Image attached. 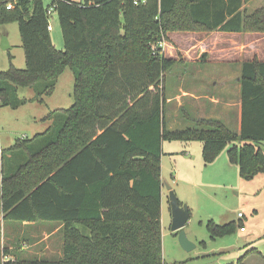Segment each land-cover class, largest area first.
<instances>
[{"label": "trees", "instance_id": "1", "mask_svg": "<svg viewBox=\"0 0 264 264\" xmlns=\"http://www.w3.org/2000/svg\"><path fill=\"white\" fill-rule=\"evenodd\" d=\"M246 1L0 0V25L18 24L24 51L23 68L9 55L0 70V107L43 103L66 66L74 78L73 103L48 112L45 131L2 150L0 264H166L164 140L200 141L206 163L227 147L244 179L264 171V60L242 63L238 130L215 118L167 129L164 72L179 61L155 45L173 31L264 33V6L246 12ZM51 10L63 49L50 36ZM22 88L35 96L20 97ZM8 220L61 223L60 257L4 259L10 250L1 244V222ZM207 229L214 238L236 227L208 221Z\"/></svg>", "mask_w": 264, "mask_h": 264}, {"label": "rangeland", "instance_id": "2", "mask_svg": "<svg viewBox=\"0 0 264 264\" xmlns=\"http://www.w3.org/2000/svg\"><path fill=\"white\" fill-rule=\"evenodd\" d=\"M50 2L51 0H44L45 4ZM263 5L264 0H251L249 6L244 10L251 12ZM50 12L49 24L52 26L50 35L53 44L56 48L63 49L58 15L53 10ZM5 33L10 48L4 49L0 45V70L8 69L9 55L12 56L13 65L23 68L24 51L21 46L18 24L12 21L0 25V42ZM174 33H179V31L168 32V39H163L164 42L161 45H159V41L155 44L160 46L163 54L169 56L172 52L179 61L173 68L164 72L166 96L171 87L175 86V77L180 74L179 69L182 70L183 66L181 64L183 61H180L182 60L181 55H178L175 50H172L174 47L170 46L174 41L172 37ZM246 33L259 32L246 31ZM255 37V35L249 34L247 38L251 42ZM179 43L176 45L181 47L183 39L181 44ZM206 65L207 70L212 74L216 64L209 62ZM73 82V72L66 66L59 75L52 93L43 96V103L33 101L18 108V110H12L8 107L0 109V150L8 145L14 136H31L32 133L41 130L44 123L39 118L42 115L58 108L69 107L73 103ZM212 88L213 86L209 84L205 91H210ZM18 95L30 98L35 96V91L31 88H22L18 91ZM187 110L191 115L190 118L182 116L183 122L179 126H174L176 127L174 129L196 125L195 119L200 117V114H196L188 108ZM236 112L237 107L232 106L228 113L229 122L225 121L224 116H222L221 121L234 129L238 120L236 117L234 119ZM260 144V148L264 152V142ZM226 149L227 147L219 151L212 162L206 163L202 157V143L200 141H162L163 154L161 156L160 176L164 190L167 192L165 184L170 185L179 201L187 204L190 217L184 230L188 239L195 244L192 249L187 251L181 247L177 236L173 235L170 230V207L168 199L166 200L164 196L161 202V229L162 256L166 264H264V171L257 172L252 179H244L239 174L238 165L229 160ZM238 212L243 214L240 220L237 216ZM231 220L234 221L236 227L233 232L220 237L212 238L210 236L207 229L208 221L223 224ZM240 225L244 227L243 230L239 228ZM58 235L59 240L54 235L52 239L47 240L52 255L44 253L45 249L42 248L39 255L33 256L60 257L62 235L61 233ZM252 248L255 251L248 253V251L251 252ZM7 250L9 251L8 248Z\"/></svg>", "mask_w": 264, "mask_h": 264}, {"label": "crops", "instance_id": "3", "mask_svg": "<svg viewBox=\"0 0 264 264\" xmlns=\"http://www.w3.org/2000/svg\"><path fill=\"white\" fill-rule=\"evenodd\" d=\"M250 1L244 2L242 9L246 10ZM51 29L52 26L49 24V30L51 31ZM249 34L256 36L251 42L247 38ZM5 35L7 36L6 33ZM172 37L176 43L172 41L173 43L170 46H173L174 48L172 50H175L178 55H181V62L183 61L181 64L183 66L181 68L182 70L179 69L181 71L180 74L175 77V86L171 87L169 94L166 96L164 115L166 128L174 129L176 128L174 126H179L183 122L181 119L182 116L190 118L191 115L187 112V108L196 114H200V117L196 118H215L222 120V116H224L226 118L225 121L229 122L228 113L232 106H236L237 112L234 115V119L236 117L238 120L237 125L235 123L234 129H238V121L240 118L241 66L244 61L254 57L262 61L264 60V33L224 32L219 30L210 32L179 31V33L172 34ZM182 39L183 45L181 47H179L180 45L177 46L176 44L179 42L181 44ZM202 55L206 56L201 58ZM168 57L175 56L170 52ZM209 62L216 64V68L212 74L206 68V63ZM209 84L213 88L210 91H205V88ZM27 103L31 102H26L17 108L1 106L0 109L8 107L12 110H18V108ZM45 115L39 118L44 123L41 130L32 133L31 136H14L12 141L2 148L5 149L11 146L20 137L29 138L36 133L45 131L49 125V121L42 119ZM98 132L100 130H97ZM2 148L0 150V181ZM164 196L167 200V192L164 190L163 184L162 200ZM52 225L54 226L52 227ZM60 229L61 223L52 221H2L1 244L2 247H7L10 250L4 259L9 257L13 259L16 257L31 259L34 258L33 255H39L42 248L45 249L44 253L51 254L52 250L49 248L50 244L47 240L52 239L53 235L59 240L58 234L60 233Z\"/></svg>", "mask_w": 264, "mask_h": 264}, {"label": "water", "instance_id": "4", "mask_svg": "<svg viewBox=\"0 0 264 264\" xmlns=\"http://www.w3.org/2000/svg\"><path fill=\"white\" fill-rule=\"evenodd\" d=\"M0 45L4 49L10 48L6 35L2 36ZM167 190V199L170 207L171 222L170 230L176 233L177 239L181 247L187 251L192 249L195 244L191 242L184 230V227L190 217V212L187 204L181 203L172 189L168 184H165Z\"/></svg>", "mask_w": 264, "mask_h": 264}, {"label": "built area", "instance_id": "5", "mask_svg": "<svg viewBox=\"0 0 264 264\" xmlns=\"http://www.w3.org/2000/svg\"><path fill=\"white\" fill-rule=\"evenodd\" d=\"M145 1H147V0H132V2H133L134 4L144 3ZM11 6H12V5H11V2H7V4H6V8H7V9H10ZM162 42H163V40L160 41V44H159V45H161ZM155 48H156V47L154 46V49H155ZM241 217H243V214H242L241 212H238V218H241ZM240 229L243 230L244 227H241Z\"/></svg>", "mask_w": 264, "mask_h": 264}]
</instances>
